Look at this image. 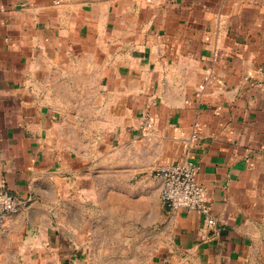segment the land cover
Masks as SVG:
<instances>
[{"label":"crops","instance_id":"1","mask_svg":"<svg viewBox=\"0 0 264 264\" xmlns=\"http://www.w3.org/2000/svg\"><path fill=\"white\" fill-rule=\"evenodd\" d=\"M171 164L197 167L213 228L162 204ZM0 187L24 202L0 264L25 232L107 221L98 195L158 221L168 264H264V0H0Z\"/></svg>","mask_w":264,"mask_h":264},{"label":"rangeland","instance_id":"2","mask_svg":"<svg viewBox=\"0 0 264 264\" xmlns=\"http://www.w3.org/2000/svg\"><path fill=\"white\" fill-rule=\"evenodd\" d=\"M107 24L111 26V18ZM110 40L111 34L105 32L103 41L109 44ZM108 180L101 178L100 188ZM85 207L87 218L98 215L107 221H58L52 235L54 243L51 236L25 232L20 237L21 244L8 250L5 264H168V243L159 238L158 221H110L116 215L111 214L109 204L99 195L96 205L89 202ZM252 264L261 263L256 260Z\"/></svg>","mask_w":264,"mask_h":264},{"label":"built area","instance_id":"3","mask_svg":"<svg viewBox=\"0 0 264 264\" xmlns=\"http://www.w3.org/2000/svg\"><path fill=\"white\" fill-rule=\"evenodd\" d=\"M152 176L159 184L160 200L169 211L178 209L196 211L201 214L207 227L213 228L216 225V218L205 199L204 188L197 182L196 166L165 165L155 169ZM23 206V201L0 187V226L5 218L16 215Z\"/></svg>","mask_w":264,"mask_h":264}]
</instances>
